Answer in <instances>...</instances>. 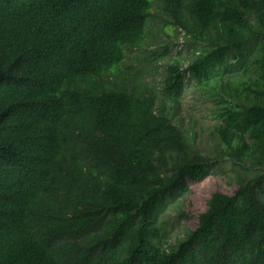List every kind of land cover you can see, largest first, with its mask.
I'll return each instance as SVG.
<instances>
[{
    "label": "trees",
    "instance_id": "obj_1",
    "mask_svg": "<svg viewBox=\"0 0 264 264\" xmlns=\"http://www.w3.org/2000/svg\"><path fill=\"white\" fill-rule=\"evenodd\" d=\"M228 160L235 191L174 240L171 203ZM0 264H264V0H0Z\"/></svg>",
    "mask_w": 264,
    "mask_h": 264
},
{
    "label": "rangeland",
    "instance_id": "obj_2",
    "mask_svg": "<svg viewBox=\"0 0 264 264\" xmlns=\"http://www.w3.org/2000/svg\"><path fill=\"white\" fill-rule=\"evenodd\" d=\"M157 8V7H156ZM171 37L166 34H162L163 43L155 48L168 49V56L162 62L166 61L169 57H178L179 54L185 59H189L192 56V49L187 47L184 43V33L181 30L176 31L173 27L167 28ZM135 53H132L134 56ZM164 69L160 68L161 73ZM152 72L146 75V80L152 85H156L159 90L158 84L161 85L162 76L160 73ZM183 107L186 127H190L198 135L197 142L204 148L205 151L209 150V147H214L218 143L211 136V128L213 127L215 120L212 117L210 108L211 103L202 101V97L198 89H195L193 83H189L186 86ZM240 168L235 167L233 163L223 161L218 164L208 177L201 182H191V193L181 196L178 201L171 203L168 212L165 215L164 221L166 225L172 230V237L176 239V236L182 235L183 232L189 228L194 229L198 225L199 215L204 212L208 207V200L215 192H222L231 195L237 187V177L239 175ZM184 212L182 216L181 213Z\"/></svg>",
    "mask_w": 264,
    "mask_h": 264
}]
</instances>
